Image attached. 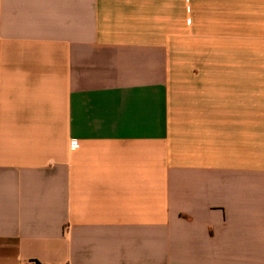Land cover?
Masks as SVG:
<instances>
[{
    "label": "crops",
    "instance_id": "0c3cea01",
    "mask_svg": "<svg viewBox=\"0 0 264 264\" xmlns=\"http://www.w3.org/2000/svg\"><path fill=\"white\" fill-rule=\"evenodd\" d=\"M251 21L264 0H0V264H264Z\"/></svg>",
    "mask_w": 264,
    "mask_h": 264
},
{
    "label": "rangeland",
    "instance_id": "374dc122",
    "mask_svg": "<svg viewBox=\"0 0 264 264\" xmlns=\"http://www.w3.org/2000/svg\"><path fill=\"white\" fill-rule=\"evenodd\" d=\"M256 7H251L250 9L254 10ZM247 10V8H245ZM251 10V11H252ZM252 13V12H251ZM255 13V12H254ZM257 17L255 14L253 15L252 14V17ZM204 24V23H202ZM206 24H209V23H206ZM261 23L257 22V21H251V22H236L235 23V26L234 28H236V30L240 31L241 33L242 32H245V33H249L250 34V37H251V50H252V53H256L257 55V48H258V39L260 37V29L262 28L263 31H264V23H263V27H261ZM257 56L254 57L252 55V67L253 65L256 66L257 68ZM253 77V75H252Z\"/></svg>",
    "mask_w": 264,
    "mask_h": 264
},
{
    "label": "built area",
    "instance_id": "2783aa9c",
    "mask_svg": "<svg viewBox=\"0 0 264 264\" xmlns=\"http://www.w3.org/2000/svg\"><path fill=\"white\" fill-rule=\"evenodd\" d=\"M76 144H77V142L72 143V145H76ZM26 264H41V263H39V262H37V261H29V262L26 263Z\"/></svg>",
    "mask_w": 264,
    "mask_h": 264
}]
</instances>
